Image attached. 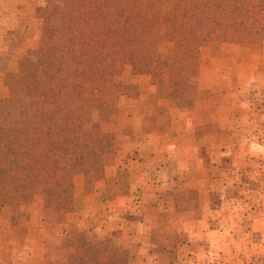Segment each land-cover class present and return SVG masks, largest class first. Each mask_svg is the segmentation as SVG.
I'll return each instance as SVG.
<instances>
[{
  "label": "rangeland",
  "instance_id": "rangeland-1",
  "mask_svg": "<svg viewBox=\"0 0 264 264\" xmlns=\"http://www.w3.org/2000/svg\"><path fill=\"white\" fill-rule=\"evenodd\" d=\"M48 1L0 0V102L8 96L6 74L17 62L28 58L36 63ZM227 1L221 0L227 13L213 0H185L179 11L178 7L162 8L172 34L144 32L136 41H128L131 47H141L131 60L139 57L147 66L135 70L125 66L114 77L119 85L112 89V109L101 115L102 131L110 138L102 156V179L73 177L82 203L67 215L46 207L42 194L6 201L0 206V264H123L125 257L127 264H133L115 234L100 238L81 229L80 216L93 203L96 189L109 197L113 182L118 181L120 193H127L123 188L129 183L126 172L137 160L134 173L139 174L136 168L144 161L141 155L148 137L188 129L189 117L193 126L199 123L194 115L221 113L228 117L223 122L232 127L229 115L241 114L243 103L245 120L259 113L256 122L243 123L245 128L249 124L250 131L264 130V0H249L248 6L239 9ZM173 13L180 17L175 25L170 22ZM182 26L188 34L174 35ZM206 104L210 111H205ZM251 105L256 107L254 112ZM221 122L213 120V132ZM252 139L264 147V134L243 139L245 145ZM4 189L0 181V192ZM139 202L134 194L131 207L138 209ZM53 227L63 236L44 237L43 231L49 233ZM117 249L125 256L114 253ZM187 261L192 264L190 255Z\"/></svg>",
  "mask_w": 264,
  "mask_h": 264
},
{
  "label": "trees",
  "instance_id": "trees-1",
  "mask_svg": "<svg viewBox=\"0 0 264 264\" xmlns=\"http://www.w3.org/2000/svg\"><path fill=\"white\" fill-rule=\"evenodd\" d=\"M213 1L228 12L221 0ZM227 2L239 9L249 0ZM183 3L47 2L36 63L22 59L5 77L8 96L0 102V181L5 189L0 192V206L24 195L42 194L46 207L65 215L75 211L82 201L73 177L102 179V156L110 138L102 131L101 115L112 109V89L119 85L114 77L125 66L134 70L147 66L139 57L131 60L141 47H131L128 41H136L144 32L172 34L174 29L165 25L167 17L161 9L178 7L179 11ZM179 19L173 13L171 25ZM175 34L186 35L187 28L182 26ZM118 252L125 256L122 250H114Z\"/></svg>",
  "mask_w": 264,
  "mask_h": 264
},
{
  "label": "crops",
  "instance_id": "crops-1",
  "mask_svg": "<svg viewBox=\"0 0 264 264\" xmlns=\"http://www.w3.org/2000/svg\"><path fill=\"white\" fill-rule=\"evenodd\" d=\"M239 108L229 115L235 128L221 113H202L194 126L189 117L188 129L148 137L139 174L137 160L126 172L128 192L120 193L118 181L109 197L96 189L80 216L83 232L115 234L133 264H190L188 255L192 264H264V147L243 140L264 130L246 129L259 113L245 120L244 104ZM221 119L213 132V120ZM134 194L138 209L131 207ZM43 233L63 236L56 227Z\"/></svg>",
  "mask_w": 264,
  "mask_h": 264
}]
</instances>
